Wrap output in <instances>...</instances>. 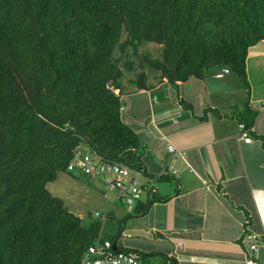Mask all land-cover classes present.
Returning a JSON list of instances; mask_svg holds the SVG:
<instances>
[{
    "label": "trees",
    "instance_id": "1",
    "mask_svg": "<svg viewBox=\"0 0 264 264\" xmlns=\"http://www.w3.org/2000/svg\"><path fill=\"white\" fill-rule=\"evenodd\" d=\"M263 39L264 0H0V264H82L100 217L84 227L46 187L71 173L77 146L148 174L139 137L121 119L124 69H137L127 82L134 91L155 87L146 69L177 90L228 66L246 89L238 117L251 128L245 65ZM145 41L163 46L160 58L138 51ZM254 135L264 148V135ZM154 195L146 206L164 199ZM124 220L108 238L118 249L143 264H175L161 251L119 246Z\"/></svg>",
    "mask_w": 264,
    "mask_h": 264
},
{
    "label": "crops",
    "instance_id": "2",
    "mask_svg": "<svg viewBox=\"0 0 264 264\" xmlns=\"http://www.w3.org/2000/svg\"><path fill=\"white\" fill-rule=\"evenodd\" d=\"M245 66L248 104L257 112L248 142L238 126L247 93L232 71L190 77L177 90L157 80L151 90L121 95V119L137 133L144 168L153 176L152 197L164 198L146 206L144 195L137 211H112L117 218L130 213L122 223L121 246L161 251L175 264H248L249 258L264 263V244L254 253L247 237L255 233L264 242V148L254 135H264V39L249 48ZM178 97L193 112L182 109ZM206 108V118L199 120ZM168 144L185 152L173 160L174 178L164 175Z\"/></svg>",
    "mask_w": 264,
    "mask_h": 264
},
{
    "label": "built area",
    "instance_id": "3",
    "mask_svg": "<svg viewBox=\"0 0 264 264\" xmlns=\"http://www.w3.org/2000/svg\"><path fill=\"white\" fill-rule=\"evenodd\" d=\"M230 72L228 66H222L213 73V76L222 77ZM238 126L239 137L246 142L250 141L249 128L243 122H240ZM167 150L169 159L165 165L164 175L176 177L178 171L173 160L183 158L185 152L175 148L172 144L167 145ZM66 170L70 172L78 170L82 174L93 175L109 191L114 192V199L119 200L129 212L135 209L144 195L150 198L152 194L156 193V188L150 183L153 176L144 175L142 171L124 163L105 159L87 146L80 145L74 149L72 159L67 164ZM95 217H100V213L96 212ZM247 237L251 239L249 249L254 253L260 243L264 244L261 236L255 233H249ZM112 244L110 239L99 235L93 243L88 245L82 257V264H143L136 253L122 249L115 251ZM247 263L253 264L255 262L249 258Z\"/></svg>",
    "mask_w": 264,
    "mask_h": 264
},
{
    "label": "rangeland",
    "instance_id": "4",
    "mask_svg": "<svg viewBox=\"0 0 264 264\" xmlns=\"http://www.w3.org/2000/svg\"><path fill=\"white\" fill-rule=\"evenodd\" d=\"M162 47V45L154 42L145 41L140 43L137 49L139 52H148L153 57L160 58ZM114 55H118L117 49L114 50ZM136 71L137 69L123 70L122 82L125 85L126 92L135 88V85H130L127 82L129 78L134 77ZM146 73L148 83L157 81L156 77L158 73L156 71L146 69ZM71 173L72 175L66 172H60L54 181L46 184L47 189L54 196L60 197L65 206L81 218V223L84 227H87L96 218V212L100 213V235L106 238H112L121 227L118 220L126 218L130 213L127 212V214L124 211L125 215L122 218L113 217L112 213L117 212L119 208L126 209L119 200L114 199V192L109 191L93 175L82 174L78 170H74ZM118 243L121 246L120 242ZM152 261L157 263L161 261V258L156 257Z\"/></svg>",
    "mask_w": 264,
    "mask_h": 264
},
{
    "label": "water",
    "instance_id": "5",
    "mask_svg": "<svg viewBox=\"0 0 264 264\" xmlns=\"http://www.w3.org/2000/svg\"><path fill=\"white\" fill-rule=\"evenodd\" d=\"M112 248H113V250H115V251H117V250H118V248H117V246H116V243H115V242H113V244H112Z\"/></svg>",
    "mask_w": 264,
    "mask_h": 264
},
{
    "label": "clouds",
    "instance_id": "6",
    "mask_svg": "<svg viewBox=\"0 0 264 264\" xmlns=\"http://www.w3.org/2000/svg\"><path fill=\"white\" fill-rule=\"evenodd\" d=\"M213 75V74H212ZM80 146V145H79ZM83 146H85V145H83ZM165 176H167V175H165ZM167 177H171V176H167ZM172 178H174V177H172Z\"/></svg>",
    "mask_w": 264,
    "mask_h": 264
}]
</instances>
